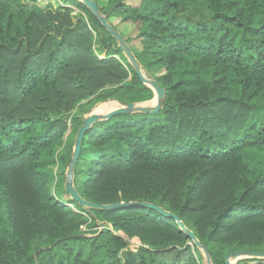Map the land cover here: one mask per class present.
<instances>
[{
    "label": "trees",
    "instance_id": "obj_1",
    "mask_svg": "<svg viewBox=\"0 0 264 264\" xmlns=\"http://www.w3.org/2000/svg\"><path fill=\"white\" fill-rule=\"evenodd\" d=\"M62 2L78 13L0 0V264H199L173 218L140 206L73 208L52 194L54 167L62 185L72 157L69 124H82L77 106L153 98L99 18L82 1ZM95 2L165 94L158 112L118 114L85 132L78 194L162 207L212 264L264 253V0ZM116 232L140 245L129 251Z\"/></svg>",
    "mask_w": 264,
    "mask_h": 264
},
{
    "label": "water",
    "instance_id": "obj_2",
    "mask_svg": "<svg viewBox=\"0 0 264 264\" xmlns=\"http://www.w3.org/2000/svg\"><path fill=\"white\" fill-rule=\"evenodd\" d=\"M82 2L89 8V10L93 14H95L99 18L101 24L109 31L110 35L119 42V48L121 49V52L124 54V56L126 58H128L129 63L134 67L136 73L139 75L143 84L149 86L152 89V91L154 93L155 100H156V105L153 108H150V107L144 105L145 102H141V103L130 102V103H127L125 106H119V107L113 108L112 110L108 111L106 114L91 112L87 116H85L82 119V124L80 125V127L77 130L76 135H75L72 157H71V160H70V163L68 165L67 172H66L65 190L70 194L72 200H74L79 205L83 206L84 208L116 209V208L140 206V207H148V208L154 209V210L158 211L159 213L165 215L166 217L173 218L176 221V223L178 224V226L191 239L192 243H194L197 246V248H201L204 251L208 264H212L211 258L209 256L207 249L201 245V243L198 241V239L194 235V233L191 230L186 228V226L178 218L177 215H175L169 211L164 210L162 207H160L156 204L143 202V201L119 202V203H113V204H108V205H98L95 203H90V202L84 200L78 194V192L76 191V189L73 185L74 167L76 165V162H77L79 154H80L83 136H84L85 132L94 123H96L98 120H108L112 116H115L118 114H129L132 112H139V113H155V112H158L159 109L161 108V101L164 98V94H165L164 89L161 88L154 79H149L142 73V70L138 64V61H137L136 57L134 56L132 50L130 49L129 45L125 42L124 38L122 37V35L119 32L114 31L112 29V27L108 24L107 19L101 17L95 0H82ZM240 256L264 258V253L234 251L226 257L225 264H232L230 261L231 257L238 258Z\"/></svg>",
    "mask_w": 264,
    "mask_h": 264
},
{
    "label": "rangeland",
    "instance_id": "obj_3",
    "mask_svg": "<svg viewBox=\"0 0 264 264\" xmlns=\"http://www.w3.org/2000/svg\"><path fill=\"white\" fill-rule=\"evenodd\" d=\"M27 1H31V0H27ZM79 1H82V0H79ZM35 2L39 5V7L41 9H46L47 6H51V8H53V9H56V7H58V6H64V7L66 6V7H70L73 10L71 15L74 16L75 14L78 13L77 9L72 4L64 3V2H62V0H35ZM100 15H101V17L105 18L102 14H100ZM112 21H115V22H112ZM112 21H111V23L116 25L115 29H114V26L112 24H110L109 22H108V24L112 27V29L114 31L118 32V30H117L118 27L117 26L119 25L118 24L119 22L117 23L116 19H113ZM120 28H121L120 30L125 35H131L132 37H134L136 35L134 33V31H133V27L130 26V25L124 26L123 24H121ZM96 53L99 54L98 50H96ZM123 56H124V54H123ZM126 59L128 61V58H126ZM142 72L147 78L153 79V77L150 75V73L147 71L146 68L143 67L142 68ZM122 105L124 106V104H121L120 102L115 101V100H108V101H105V102H98V103H95V104H94L93 101L91 102V101H88V100H84L79 106H77L71 112V114H73V113L77 114L78 118L81 120V119H83L85 116H87L91 112H97V113H100V114H106L108 111H110L111 106H112V109H113V108H116V107H119V106H122ZM144 105L145 106H149L150 108H153L156 105L155 97H153V99H151V100L147 101L146 103H144ZM71 132L76 135V131L73 128V122H70V124H69L68 130H67V132H66V134L64 136L65 141H74L75 140V135H74V137H69L68 138V134L71 133ZM58 151L62 152L63 150H62V148H59ZM84 151L85 150H83L82 154L80 155L81 157H83V156L87 157L89 155V153H90L89 151H86L84 153ZM77 168L78 169H80V168L84 169L85 166L83 165L82 162H80L77 165ZM67 169H68V166L63 168V170H64V181H63V184L60 185L56 181L57 178H60V177H58L59 172H58V175H57L58 167L57 166L54 167L55 180H54V182L52 184L51 192L60 202H62L65 205H68L70 207L75 208L72 204H70V201L72 200V198H71L70 194L65 190ZM106 225L109 228H111L110 225H108V224H106ZM93 228L94 227L92 226L91 229L93 230ZM82 229H83V231H88L89 230L88 226H85ZM116 234L118 236H120V237L125 238V240L128 241L127 248H128L129 251H135L138 248V246L140 245V242H139V240L136 237L127 238V236H125V234L122 233V232H116ZM198 249H199V253L197 255H198L199 264H208L207 258H206V255H205L204 251L201 248H198ZM123 256L121 257L122 261H123ZM252 259H254V258H251L250 256H240L238 258L231 257L230 261H231L232 264H253L254 262H253Z\"/></svg>",
    "mask_w": 264,
    "mask_h": 264
},
{
    "label": "clouds",
    "instance_id": "obj_4",
    "mask_svg": "<svg viewBox=\"0 0 264 264\" xmlns=\"http://www.w3.org/2000/svg\"><path fill=\"white\" fill-rule=\"evenodd\" d=\"M129 61V60H128ZM138 61V60H137ZM139 64V63H138ZM139 66H140V68H141V70H142V67H141V65L139 64ZM143 73V72H142ZM147 86V85H146ZM149 87V86H148ZM153 97H154V93H153ZM153 99V98H152ZM149 101V100H148ZM143 102H147V101H143ZM135 103H141V102H135ZM123 106V105H122ZM125 106V105H124ZM149 107V106H148ZM79 129V128H78ZM74 146V145H73ZM73 151V150H72ZM79 158V157H78ZM77 163V162H76ZM75 168V167H74ZM74 178V177H73ZM74 185V184H73ZM108 224V223H107ZM108 225H110V224H108ZM99 226H101V228H99ZM111 226V225H110ZM103 227H106V228H109L106 224H104V225H102V224H98V228L99 229H102ZM251 258H254V257H251ZM256 259H260V258H256ZM262 259H264V258H262Z\"/></svg>",
    "mask_w": 264,
    "mask_h": 264
},
{
    "label": "bare ground",
    "instance_id": "obj_5",
    "mask_svg": "<svg viewBox=\"0 0 264 264\" xmlns=\"http://www.w3.org/2000/svg\"><path fill=\"white\" fill-rule=\"evenodd\" d=\"M110 110H112V106H111V109Z\"/></svg>",
    "mask_w": 264,
    "mask_h": 264
},
{
    "label": "built area",
    "instance_id": "obj_6",
    "mask_svg": "<svg viewBox=\"0 0 264 264\" xmlns=\"http://www.w3.org/2000/svg\"><path fill=\"white\" fill-rule=\"evenodd\" d=\"M99 228H101V226H99Z\"/></svg>",
    "mask_w": 264,
    "mask_h": 264
}]
</instances>
